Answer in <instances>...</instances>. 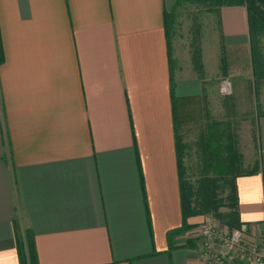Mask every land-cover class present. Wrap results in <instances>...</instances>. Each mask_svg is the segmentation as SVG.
Listing matches in <instances>:
<instances>
[{"label":"crops","instance_id":"0c3cea01","mask_svg":"<svg viewBox=\"0 0 264 264\" xmlns=\"http://www.w3.org/2000/svg\"><path fill=\"white\" fill-rule=\"evenodd\" d=\"M175 4L0 0V264H20L26 231L37 264H207L188 242L205 215L168 240L183 219L176 132L195 123L207 74L252 91L240 151L259 171L236 178L237 208L245 237L264 236V78L254 83L246 8H218L201 77L168 46Z\"/></svg>","mask_w":264,"mask_h":264},{"label":"trees","instance_id":"16d2710c","mask_svg":"<svg viewBox=\"0 0 264 264\" xmlns=\"http://www.w3.org/2000/svg\"><path fill=\"white\" fill-rule=\"evenodd\" d=\"M183 1L176 0L175 7ZM209 4L221 6L243 5L247 11L248 27L252 49V74L254 83L264 78V55L260 53L261 36L264 35V0H203ZM174 10L164 12V28L171 47V24ZM3 49L0 33V63L3 61ZM194 66L203 76L201 53L193 47ZM225 73V65L223 69ZM177 131V130H176ZM235 134L228 122L208 121L204 124L199 138L195 141V154L199 176L191 179L184 159L188 155V144L176 132V150L179 162L180 195L182 224L168 232L170 247H174L175 237L186 233L196 225L189 224L187 218L195 215L214 216L228 228H242L237 208L236 178L252 175L259 171L257 163L247 168L243 163V154L237 147ZM264 182V169H261ZM222 208H225L222 210ZM192 239H188L191 242ZM16 247L20 264H37L33 235L30 231L17 233Z\"/></svg>","mask_w":264,"mask_h":264},{"label":"rangeland","instance_id":"374dc122","mask_svg":"<svg viewBox=\"0 0 264 264\" xmlns=\"http://www.w3.org/2000/svg\"><path fill=\"white\" fill-rule=\"evenodd\" d=\"M217 10V5L209 4L203 0H187L180 2L175 7L171 24V41L175 44L174 53L176 58L186 62L189 54H192L194 46H197L200 53L202 50L206 53L213 47L218 31ZM260 40V53L264 55V35L261 36ZM206 77L208 82L207 94L202 97L200 107L192 111L195 123H190L189 127L181 123L180 128L182 140H185L189 146L188 155L185 158L187 172L191 179L199 176L194 143L199 138L207 120L209 122H228L235 134V141L239 150L242 149V146L247 148L249 144L247 139L252 129L249 121L250 112L247 114L253 104L252 91L249 95H247L246 90L235 93L233 83L228 77L216 79L210 77L209 74ZM224 79H228L231 86H233L229 94H223L219 90V85ZM224 209L222 208V210ZM210 218L218 228H228L214 216L210 215Z\"/></svg>","mask_w":264,"mask_h":264},{"label":"built area","instance_id":"2783aa9c","mask_svg":"<svg viewBox=\"0 0 264 264\" xmlns=\"http://www.w3.org/2000/svg\"><path fill=\"white\" fill-rule=\"evenodd\" d=\"M219 90L223 94L231 93V82L224 79ZM189 235L197 243L199 257L204 263L264 264V236L259 241L248 240L242 228H218L210 216H206ZM217 244L222 245L225 251L217 250Z\"/></svg>","mask_w":264,"mask_h":264}]
</instances>
